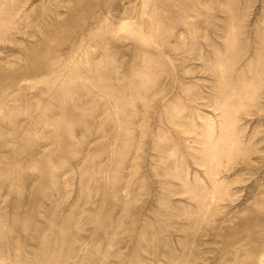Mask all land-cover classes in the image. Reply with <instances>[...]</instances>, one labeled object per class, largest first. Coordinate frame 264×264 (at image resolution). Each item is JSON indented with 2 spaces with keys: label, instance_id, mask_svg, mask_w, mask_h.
I'll return each instance as SVG.
<instances>
[{
  "label": "rangeland",
  "instance_id": "1",
  "mask_svg": "<svg viewBox=\"0 0 264 264\" xmlns=\"http://www.w3.org/2000/svg\"><path fill=\"white\" fill-rule=\"evenodd\" d=\"M0 148V264H264V0H0Z\"/></svg>",
  "mask_w": 264,
  "mask_h": 264
},
{
  "label": "bare ground",
  "instance_id": "2",
  "mask_svg": "<svg viewBox=\"0 0 264 264\" xmlns=\"http://www.w3.org/2000/svg\"><path fill=\"white\" fill-rule=\"evenodd\" d=\"M15 132H17V131H15ZM19 133V132H18ZM18 135V134H17ZM11 136V135H10ZM13 136V135H12ZM17 137V136H16ZM15 137V138H16ZM18 138V137H17ZM11 140H12V138H11ZM7 141H9V140H7ZM1 149V148H0ZM1 150H3V147H2V149ZM5 150H7L6 148H5ZM5 150H3V151H5ZM5 153H6V151H5ZM3 154V153H2ZM1 155V154H0ZM2 156H4V155H2ZM1 157V156H0ZM5 157H6V155H5ZM2 158V157H1ZM6 158H8V157H6ZM5 159V158H4ZM5 162H8V160H6ZM4 165V164H3ZM4 168H6V167H4ZM9 169V168H8ZM0 171H1V168H0ZM12 171V170H11ZM12 179V178H11ZM3 181V180H2ZM5 183V182H4ZM6 184V183H5ZM2 185V184H1ZM4 185V184H3ZM1 187V186H0ZM1 245V244H0Z\"/></svg>",
  "mask_w": 264,
  "mask_h": 264
}]
</instances>
